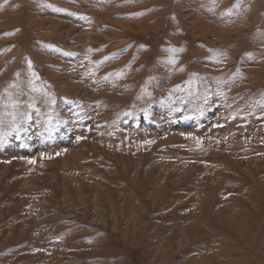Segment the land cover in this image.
Masks as SVG:
<instances>
[{
  "label": "rangeland",
  "instance_id": "374dc122",
  "mask_svg": "<svg viewBox=\"0 0 264 264\" xmlns=\"http://www.w3.org/2000/svg\"><path fill=\"white\" fill-rule=\"evenodd\" d=\"M0 264H264V0H0Z\"/></svg>",
  "mask_w": 264,
  "mask_h": 264
},
{
  "label": "snow or ice",
  "instance_id": "6c2138e0",
  "mask_svg": "<svg viewBox=\"0 0 264 264\" xmlns=\"http://www.w3.org/2000/svg\"><path fill=\"white\" fill-rule=\"evenodd\" d=\"M32 162H34V161H32Z\"/></svg>",
  "mask_w": 264,
  "mask_h": 264
}]
</instances>
